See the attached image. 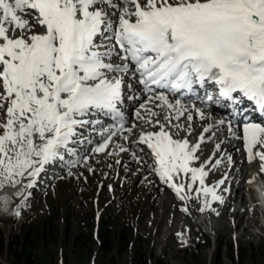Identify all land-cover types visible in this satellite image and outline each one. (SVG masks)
<instances>
[{
	"label": "snow or ice",
	"instance_id": "6c2138e0",
	"mask_svg": "<svg viewBox=\"0 0 264 264\" xmlns=\"http://www.w3.org/2000/svg\"><path fill=\"white\" fill-rule=\"evenodd\" d=\"M197 88L215 90L232 117L194 135L207 117L179 97ZM218 125L264 175V0H0V188L32 189L51 164L93 172V156L130 153L180 201L215 211L228 174L206 178L233 164L225 141L201 159Z\"/></svg>",
	"mask_w": 264,
	"mask_h": 264
},
{
	"label": "rangeland",
	"instance_id": "374dc122",
	"mask_svg": "<svg viewBox=\"0 0 264 264\" xmlns=\"http://www.w3.org/2000/svg\"><path fill=\"white\" fill-rule=\"evenodd\" d=\"M197 120L194 121V135L199 133L201 126L208 125ZM213 131L216 132L213 141L202 146V160L213 152L216 142L225 141L227 145L235 146L224 129ZM86 148V145L77 146V149ZM232 149L236 155L233 164L224 162L206 178V183L212 185L222 178L227 169L232 168L225 185L219 189L224 203H213L215 211L201 212V201H180L173 195L172 189L158 186L159 181L153 175L144 173L142 168L148 166L136 163L130 153L114 156L100 154L88 161L95 169L93 172L87 171L83 165L70 168L75 172H71L76 182L73 191V180L67 179V169L55 175L44 172L36 188L24 191L21 185H17L18 192L13 196H0V231L5 238L9 232H17L15 222L19 217L15 211L27 196L20 214L32 211L36 217L34 221L38 220L31 234L33 239L29 253V260L36 264H129L136 247L150 252L166 264H181L188 253H193L196 264H208L216 241L221 245V264H264V254H260L261 248L264 250V207L254 204L248 188V178L260 171L259 161H243L238 158V147ZM133 150L141 154L138 149ZM108 158L111 159L108 161ZM117 160L121 163L117 164ZM57 167L51 164L46 169ZM58 178L61 179L55 185L54 180ZM253 185L261 197L262 190L257 184ZM226 187L229 188L227 192L223 191ZM53 189V198L57 202L51 197L48 201L45 199L46 193H51ZM21 191H24V196L18 195ZM29 192L31 195H28ZM116 195L118 199L110 202ZM105 206L108 208L105 213L109 212L112 216L110 223L101 225L96 221L93 227L91 224L88 227L84 225L87 222L85 217L94 216ZM185 206L187 212L181 210ZM53 226L57 227L56 231ZM42 228L53 232L50 238L40 240ZM104 229L107 232L104 233ZM125 229L133 230L135 234L130 235ZM121 230L126 239L119 244ZM204 239L209 241L208 246ZM103 242L107 243L104 245ZM0 264H9L6 250L2 251Z\"/></svg>",
	"mask_w": 264,
	"mask_h": 264
},
{
	"label": "trees",
	"instance_id": "16d2710c",
	"mask_svg": "<svg viewBox=\"0 0 264 264\" xmlns=\"http://www.w3.org/2000/svg\"><path fill=\"white\" fill-rule=\"evenodd\" d=\"M57 209L60 210V208ZM67 217L68 215L65 218L67 219ZM85 218L87 222L84 225L88 227L91 224L90 226H92L93 223L92 216H87ZM101 219H102L100 220L101 225L103 224L105 225L108 222L110 223L112 221V218H110L109 213H106L104 215L102 214ZM36 222L34 221V219L30 221L23 219L20 223L19 234L10 233L7 240L3 238V234L0 231V256L2 254V251L6 250L8 254L9 264H36V262L29 260V256H30L29 253L31 251V244L33 239L31 238V234L34 227L36 226ZM52 229L56 231L57 227L53 226ZM104 230H103L104 233L107 232V229L105 231ZM125 230L129 232L130 235H132V233L135 234L134 232H132L133 230H128V229ZM51 233L53 232H49L48 230H46V228H42L39 237L40 240L42 239L45 240L47 237L50 238ZM124 236H125L124 231L121 230L118 235L119 244L123 242L124 239H126V237ZM75 239L76 238L74 237L73 240ZM106 243L107 242H103L104 245ZM204 243L207 246L209 245V241L207 239H204ZM216 243L217 244L215 251L210 254L208 264H221V257H220L221 245L218 243V241H216ZM260 254L262 255L264 254L263 248H261ZM241 255L242 252H240V256ZM193 257H194L193 253H188L187 259L185 261H182L181 264H196ZM129 264H166V263L162 262L160 259L155 258L150 252L145 251L141 247L138 248L136 247L132 251Z\"/></svg>",
	"mask_w": 264,
	"mask_h": 264
},
{
	"label": "bare ground",
	"instance_id": "6f19581e",
	"mask_svg": "<svg viewBox=\"0 0 264 264\" xmlns=\"http://www.w3.org/2000/svg\"><path fill=\"white\" fill-rule=\"evenodd\" d=\"M195 120H196V119H195ZM197 121H198V120H197ZM198 123H200V122H198ZM222 147H224V146L222 145ZM225 150H226V153H227V154H230V155L232 156V153H231V152L234 151V150H233L231 147L228 146V147H226ZM226 153H225V154H226ZM145 159H146V158H145ZM125 160H126V161H127V160L129 161V159H127V158H126ZM128 163H129V162H128ZM143 171H144V173H145L147 170H146V169H143ZM228 174H230V173H228ZM156 183H157V182H156ZM253 188H255L254 185H253ZM2 189H3V188H0V192H2ZM254 190H255V189H254ZM261 190H262V189H261ZM255 192H256V194H257V191H256V190H255ZM257 195L260 196V194H257ZM231 199H232V198H231ZM240 220H241V219H240Z\"/></svg>",
	"mask_w": 264,
	"mask_h": 264
}]
</instances>
